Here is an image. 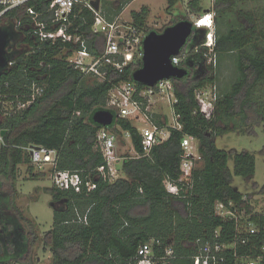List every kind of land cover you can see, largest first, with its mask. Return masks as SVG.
<instances>
[{
	"label": "trees",
	"instance_id": "trees-1",
	"mask_svg": "<svg viewBox=\"0 0 264 264\" xmlns=\"http://www.w3.org/2000/svg\"><path fill=\"white\" fill-rule=\"evenodd\" d=\"M130 1L100 0L99 11L111 21ZM251 1L256 6L246 10L236 9L237 4L246 0H213L212 3L214 15H219L214 22L226 15L227 23L233 11L239 21L237 25L232 21L219 34L214 31L215 58L220 61L236 53L238 77L232 85L228 89L219 88L217 66L206 62L207 47L200 45L202 32L196 30L179 56L180 64L189 62L197 71L194 75L172 78L176 99L172 109L181 128H170L166 139L154 143L149 153L142 155L144 149L138 128L129 118H116V133L127 131L133 149L141 156L125 155L121 159L122 175L111 180L96 146L99 126L92 122L91 114L95 109L105 108L113 85L132 81L131 74L141 65V57L136 53L121 70L101 64L99 69L105 71L106 79L98 81L68 63V56L78 45L61 40L38 42L26 32L25 51L20 50L0 75L2 91L7 94L6 98L13 99L18 94L26 99L28 86L34 81L43 87V92L25 108L0 118L5 140L0 148V178L13 186L18 164L30 162L27 152L16 146L28 143L54 149L55 168L77 172L81 177L83 184L79 192L53 185L47 188L57 206L43 239L51 253V264H133L139 245L150 239L158 242L153 243L155 255H162L167 246L173 249L175 256L166 264H196L190 256L195 251L197 238H211L218 229L219 240L226 241L232 232V223L214 214L216 201L233 200L241 204L244 193L248 197L253 194L264 197V185L253 182L247 192H240L233 185L234 176L246 182L252 178L254 156L247 151L218 148L215 144V138L223 133L243 130V126L250 132L253 125L264 121V4ZM49 3L50 0H36L30 4L41 12L39 19L44 20L50 16ZM182 3L183 0H168L167 9L180 13ZM187 7L192 13L204 9L199 0H188ZM147 14L148 9L143 6L130 13L129 22L148 32ZM180 14L183 16L179 19H188L184 11ZM21 19L20 28L25 30L29 18L23 15ZM93 20L90 8L75 5L67 32L82 35L88 49L98 56L105 42L101 33L92 31ZM51 27L52 24L47 25ZM116 61H122V57L116 56ZM210 84L216 85L217 96L212 114L207 118L199 109L195 92ZM137 85L143 87L140 83ZM154 121L165 125L155 116ZM185 134L197 139L201 163L193 169L191 187L187 190L183 187L180 195H176L167 191L164 182H177L181 173L180 143ZM230 157L232 168L228 164ZM102 165L104 169L98 170ZM27 173L30 177L36 175L32 166L27 167ZM87 180L95 187L87 190L84 184ZM24 219L12 205L10 194L0 192V264H35ZM12 244L14 248L8 250L7 246Z\"/></svg>",
	"mask_w": 264,
	"mask_h": 264
},
{
	"label": "built area",
	"instance_id": "built-area-1",
	"mask_svg": "<svg viewBox=\"0 0 264 264\" xmlns=\"http://www.w3.org/2000/svg\"><path fill=\"white\" fill-rule=\"evenodd\" d=\"M34 1L36 0H0V27L11 28L21 38V42L16 45L18 49L23 50L25 48L23 38L26 32L30 34L31 39L38 42L70 41L78 46L68 56V63L98 81L106 79L105 71L99 69L101 64H110L121 70L123 65L134 58L136 53L141 57V41L147 32L137 29L136 26L129 21L122 20L119 16L111 21L106 20L99 9L93 8L91 0H50L47 8L50 16L44 20L39 19L41 12L37 11L33 4H30ZM75 5L87 6L93 11L94 20L91 29L93 32L101 33L104 37L105 45L102 54L98 56L93 54L79 33L67 32V27L70 24L69 16ZM23 15L29 18V26H26L25 30L20 28L23 24L21 19ZM192 21L194 26L205 28V34L200 45L207 47L208 55L204 54L207 58L206 62L211 63L213 61L215 65L212 12L203 11ZM48 24H52V27L47 28ZM116 56L122 57V61H116ZM184 56L185 53L182 57ZM181 60L179 54L171 56V62L176 66L183 65L180 64ZM3 83L7 85V81ZM1 85L0 83V118L25 108L37 95L43 92V87L33 81L28 86L29 92L26 94V99H21L18 94H15L13 99H9L6 98L7 94L2 91ZM163 94L167 95L172 106L176 99L171 78L159 79L153 85H143V87H138L137 82L133 80L122 81L109 89L104 109L115 114L114 122L110 126L98 128L95 142L105 160L110 180L118 177V170L115 169L114 163L122 159L116 152L117 133L114 129L115 127L118 128L115 124L116 118L126 117L145 122L144 126L138 128L144 149L142 155L148 154L154 143L166 139L170 128H181L173 109V120L170 124L164 122L165 125H158L154 121L153 112L150 111V99ZM195 96L200 111L209 118L217 96L216 85L210 84L196 90ZM1 131L0 148L5 145ZM120 132L124 139L130 140V134L127 131L120 130ZM180 145L182 148L181 173L177 182L169 180L164 182L167 191L176 195H180L179 192L183 187L185 190L191 187L193 169L201 161L198 142L194 136L185 134ZM16 147L27 152L30 159L29 164L33 169L39 170L48 166L54 187L72 189L76 192L81 190L83 181L77 172L55 168L56 152L54 149L34 143L17 145ZM133 156L139 157L141 155L135 152ZM103 169V165L98 167V170L102 171ZM84 184L87 190L95 187V184L89 180L85 181ZM247 206H251L252 209L249 210ZM214 214L232 223L230 238L226 241H220L221 235L218 229L213 231L211 238H197L194 241L195 251L190 256L194 262L196 264H264V197L260 194H253L248 197L244 193L241 197V204H237L233 200L216 201ZM154 241L156 240L150 239L139 245L133 264H166L168 259L175 256L173 249L169 246L164 248L162 255H155L153 252Z\"/></svg>",
	"mask_w": 264,
	"mask_h": 264
},
{
	"label": "rangeland",
	"instance_id": "rangeland-1",
	"mask_svg": "<svg viewBox=\"0 0 264 264\" xmlns=\"http://www.w3.org/2000/svg\"><path fill=\"white\" fill-rule=\"evenodd\" d=\"M187 1L188 0H183L182 5H180V13L184 11L190 20L198 17L204 10L211 11L213 19L218 15H214V9L212 8L213 0H199V5L204 8L200 13H192L187 7ZM259 2L262 3L261 5L264 4V0H259ZM143 6L148 9L146 17L148 31L151 29L160 31L165 26L175 22L183 16L178 13V11L172 12L167 9L168 0H131L123 7L119 17L122 20L129 21L130 13L132 11H139ZM252 6H256L254 2L246 0L244 3L237 4L236 9L242 8L246 10ZM228 19L229 20L226 23V15H222L217 22H214V31L216 30L217 34L221 33V31H225L228 28L229 23H232V21L236 25L239 22L235 11L229 13ZM209 64L217 66V84L220 89H228L238 77L236 53L227 55L225 58L222 57L220 61L215 58V65L213 61ZM150 111L153 112V115L156 118H159L161 122L163 121L170 124L173 120L171 102L165 94L154 96L150 99ZM129 119H131L137 128L145 125V122L140 119ZM244 128L245 127L243 126V130L228 131L215 138V144L218 148L233 150L236 152L247 151L254 156L255 171L252 178L246 182L239 176L233 177V185L240 192L251 190L253 182L258 186L264 185V121L253 125L250 132ZM116 152L122 159L125 155L133 156L135 150L133 149L131 140H126L123 138L122 134H117ZM200 163L201 162H198V166ZM228 164L230 168H232L231 157L229 158ZM28 166H31V164H18L17 176L13 186L10 182L0 178V192L5 195L10 194L12 205H15L20 211V214L25 218L22 222L27 228V232H29V240H32L31 258L33 263L51 264V253L48 246H44L43 239L53 221L54 208L51 204L52 197L47 190L48 187L53 185V182L48 166H44L39 170L33 169V172L36 175L32 177L27 173ZM120 166L121 160L114 163L115 169L118 170V177L122 175ZM11 210L14 211L15 209L11 207Z\"/></svg>",
	"mask_w": 264,
	"mask_h": 264
},
{
	"label": "water",
	"instance_id": "water-1",
	"mask_svg": "<svg viewBox=\"0 0 264 264\" xmlns=\"http://www.w3.org/2000/svg\"><path fill=\"white\" fill-rule=\"evenodd\" d=\"M91 5L98 10L100 0H91ZM196 30L202 32L203 39L205 28L194 26L189 18L176 20L160 31L149 30L141 41V65L132 72V80L143 85H153L159 79L182 78L188 75L187 67L172 64L171 56L179 54ZM17 39L16 32L11 28L0 27V75L9 68L14 58L10 55L9 48ZM91 120L99 127L110 126L114 122V115L108 109L98 108L92 112ZM1 132L4 133V130ZM51 204L53 208H57L54 202Z\"/></svg>",
	"mask_w": 264,
	"mask_h": 264
},
{
	"label": "flooded vegetation",
	"instance_id": "flooded-vegetation-1",
	"mask_svg": "<svg viewBox=\"0 0 264 264\" xmlns=\"http://www.w3.org/2000/svg\"><path fill=\"white\" fill-rule=\"evenodd\" d=\"M19 38V37H18ZM18 41H19V39H18ZM17 40H16V42L12 45V47L9 49L10 50V55L11 56H13V57H15V56H17L18 55V52L20 51V49H18L17 48ZM189 63V62H188ZM187 63V65H184V66H186L187 67V69H188V75H194L195 73H196V71H197V69L195 68V66H193L191 63H189L188 64Z\"/></svg>",
	"mask_w": 264,
	"mask_h": 264
},
{
	"label": "crops",
	"instance_id": "crops-1",
	"mask_svg": "<svg viewBox=\"0 0 264 264\" xmlns=\"http://www.w3.org/2000/svg\"><path fill=\"white\" fill-rule=\"evenodd\" d=\"M18 39H19V41H18ZM18 39H17V42L20 43V42H21V41H20L21 38H18ZM18 43H17V44H18ZM21 51H23V50H21ZM20 53H21V52L19 51L18 55H19ZM14 246H15L14 244H12V245H10V246L8 245V246H7V249H8V250H12V249L14 248ZM15 264H19V263H15Z\"/></svg>",
	"mask_w": 264,
	"mask_h": 264
}]
</instances>
